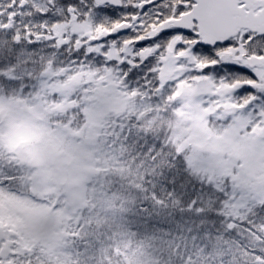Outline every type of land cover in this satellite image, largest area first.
<instances>
[{
	"label": "rangeland",
	"instance_id": "1",
	"mask_svg": "<svg viewBox=\"0 0 264 264\" xmlns=\"http://www.w3.org/2000/svg\"><path fill=\"white\" fill-rule=\"evenodd\" d=\"M35 4L41 12L47 10ZM66 16L47 30L48 39L70 44L76 38L81 45L105 31L93 29L88 16L77 20L73 14L72 21ZM1 20L0 13V24ZM237 43L238 48L224 53L226 58L247 66L245 55L264 54L261 41L250 45L262 52ZM255 76L256 81L248 83L253 94L244 100L245 93L237 97L244 83L221 86L208 78L199 82L186 78L181 89L167 74L162 78L158 74L162 85L172 84L171 90L181 93L170 99L174 102L169 105L170 118L163 116V106L153 110L146 98H129L130 87L121 82L119 69L105 65L54 73L49 69L41 73L33 94L0 98V150L21 166L24 176L18 180L51 202L48 206L45 201L37 204L25 196L0 194L3 264H28L32 257L36 264L39 259L40 264L75 263L71 255L79 253V232H73L74 226L85 221L82 233L90 235L100 216L115 214L117 202L131 192L135 175L141 173L132 160L123 158L119 145L122 121L130 115L148 113L151 125L163 119L161 125L178 144L187 167L198 180L225 195L233 216L264 203V112L258 105L264 95V69ZM151 80L153 85L157 82ZM189 95L201 102L199 108L185 106ZM143 146L152 147L148 142ZM114 174L124 186L115 187L112 195L118 182L111 180ZM85 212L90 213L88 218ZM98 234L99 230L94 232Z\"/></svg>",
	"mask_w": 264,
	"mask_h": 264
},
{
	"label": "trees",
	"instance_id": "2",
	"mask_svg": "<svg viewBox=\"0 0 264 264\" xmlns=\"http://www.w3.org/2000/svg\"><path fill=\"white\" fill-rule=\"evenodd\" d=\"M19 1L0 0V98H15L28 91L33 94L41 73L49 69L54 73L105 65L99 56L86 55L85 43H58L46 37L47 30L66 18L68 6L78 9L81 0H43L44 13L35 3L21 8ZM93 18L106 28L105 17L99 14ZM248 41L243 37L240 42L248 50L262 52ZM229 75L227 86L256 81V76L247 73ZM125 85L130 87L129 98H146L153 110L163 106V116L171 117L172 84L156 88L151 80L147 86L143 81L140 87ZM252 94L245 93L242 98L248 100ZM262 97L258 105L264 112ZM147 114L124 119L119 139L123 158L132 160L141 173L135 175L131 192L123 193L117 202L115 214L100 216L90 235L82 233L85 221L74 226L73 232H79V253L71 255L74 264H264V203L251 210L240 209L233 216L225 195L198 180L187 167L178 144L161 125L163 119L151 125ZM147 142L151 148L143 146ZM13 161L0 150V194L7 198L31 190L30 185H23V179L18 180L24 173ZM112 179L118 181L113 184V195L115 187L124 186V182L116 174ZM89 216L85 212V218ZM30 262L36 264L37 258H30Z\"/></svg>",
	"mask_w": 264,
	"mask_h": 264
},
{
	"label": "snow or ice",
	"instance_id": "3",
	"mask_svg": "<svg viewBox=\"0 0 264 264\" xmlns=\"http://www.w3.org/2000/svg\"><path fill=\"white\" fill-rule=\"evenodd\" d=\"M95 7L107 23L102 34L91 36L86 55L118 68L132 86L140 87L141 81L147 86L158 74H167L183 89L189 77L197 82L208 78L216 85L231 83V73L255 76L261 71L224 56L239 45L218 29L216 0H100ZM163 86L157 79L155 87ZM237 91L242 95L253 89L242 85ZM185 106L197 109L201 102L189 95Z\"/></svg>",
	"mask_w": 264,
	"mask_h": 264
},
{
	"label": "water",
	"instance_id": "4",
	"mask_svg": "<svg viewBox=\"0 0 264 264\" xmlns=\"http://www.w3.org/2000/svg\"><path fill=\"white\" fill-rule=\"evenodd\" d=\"M100 3V0H96ZM218 7L214 10L218 29L232 38L243 30L264 36V0H216ZM260 11L255 13L257 10ZM73 9H70L72 13ZM250 68H264V58L247 59Z\"/></svg>",
	"mask_w": 264,
	"mask_h": 264
},
{
	"label": "flooded vegetation",
	"instance_id": "5",
	"mask_svg": "<svg viewBox=\"0 0 264 264\" xmlns=\"http://www.w3.org/2000/svg\"><path fill=\"white\" fill-rule=\"evenodd\" d=\"M85 5L87 7V8H85L86 9L85 11H87L90 14H94V15L98 14L97 11H96L95 2L89 1V4L86 3ZM77 13L82 17V14H83L82 12H77ZM246 34H247L248 37H250L249 38V43L254 42V40L258 37L257 35H254L251 32H246ZM260 40H261V42L264 45V37L261 38ZM4 255H8V253L4 252Z\"/></svg>",
	"mask_w": 264,
	"mask_h": 264
}]
</instances>
